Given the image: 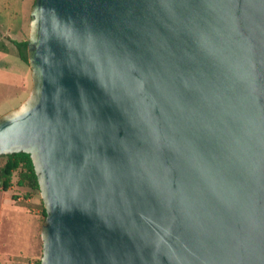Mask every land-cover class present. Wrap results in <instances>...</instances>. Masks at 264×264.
<instances>
[{"label": "water", "instance_id": "water-1", "mask_svg": "<svg viewBox=\"0 0 264 264\" xmlns=\"http://www.w3.org/2000/svg\"><path fill=\"white\" fill-rule=\"evenodd\" d=\"M39 264H264V0H35Z\"/></svg>", "mask_w": 264, "mask_h": 264}, {"label": "crops", "instance_id": "crops-1", "mask_svg": "<svg viewBox=\"0 0 264 264\" xmlns=\"http://www.w3.org/2000/svg\"><path fill=\"white\" fill-rule=\"evenodd\" d=\"M34 2L0 0V63L8 76L6 84L23 90L20 104L29 94L32 80L31 68L23 64L15 42L28 40ZM16 107L3 110L0 116ZM34 229L37 227L25 207L16 205L9 191L0 192V264H34L38 245Z\"/></svg>", "mask_w": 264, "mask_h": 264}, {"label": "trees", "instance_id": "trees-1", "mask_svg": "<svg viewBox=\"0 0 264 264\" xmlns=\"http://www.w3.org/2000/svg\"><path fill=\"white\" fill-rule=\"evenodd\" d=\"M19 57L28 61V41L15 42ZM13 186L25 190L24 197L36 196L40 204V228L45 219V209L40 197V187L30 155L24 152L0 155V192L11 190ZM13 199L18 196L13 194ZM41 239V237H40ZM42 255V241H41ZM34 259V264L40 263V257Z\"/></svg>", "mask_w": 264, "mask_h": 264}, {"label": "rangeland", "instance_id": "rangeland-1", "mask_svg": "<svg viewBox=\"0 0 264 264\" xmlns=\"http://www.w3.org/2000/svg\"><path fill=\"white\" fill-rule=\"evenodd\" d=\"M23 64L25 65V67L28 66L24 62H23ZM7 80H8V76L3 70V64L0 63V113H2L3 110L8 109L9 107L16 106V105L18 107L19 105H21L20 104V101L22 99L21 95H23V92H21V91H23V90H21V89L20 90H16V88L14 86L9 87L6 84ZM19 80L20 79L18 77V81H17L18 84H19ZM24 95H26L25 92H24ZM9 194L11 196L13 194L18 196L16 199H14L15 204L18 205V206L25 207L28 216H30V218L33 220L34 228L37 227V229H34V236H35V239H37V242H38L35 255H36V257H39L41 255V246H40V244H41V239H40V204H39V199L36 196H32L31 198H25L24 197L25 190L18 189L16 186H13L11 188V190H9Z\"/></svg>", "mask_w": 264, "mask_h": 264}, {"label": "built area", "instance_id": "built-area-1", "mask_svg": "<svg viewBox=\"0 0 264 264\" xmlns=\"http://www.w3.org/2000/svg\"><path fill=\"white\" fill-rule=\"evenodd\" d=\"M20 199V198H19Z\"/></svg>", "mask_w": 264, "mask_h": 264}]
</instances>
